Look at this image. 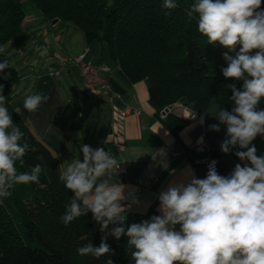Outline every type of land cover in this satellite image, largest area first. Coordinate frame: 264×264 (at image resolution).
<instances>
[{
  "label": "clouds",
  "instance_id": "clouds-1",
  "mask_svg": "<svg viewBox=\"0 0 264 264\" xmlns=\"http://www.w3.org/2000/svg\"><path fill=\"white\" fill-rule=\"evenodd\" d=\"M262 3L264 0H195L187 12L190 18L195 14L198 31L209 44L218 43L232 52L241 45L235 57L224 53L228 66L222 73L226 79L242 81V88L226 85L232 92V110L219 109L214 115L219 124L210 125V129L218 132L220 125H225L221 150L227 154L234 148L246 149L235 155L251 166L237 164L230 175L222 176L213 162L206 178L193 176L186 184L173 183L161 191L160 215L125 228L132 204L126 203L130 198L125 195L126 186L114 180L120 166L116 156L101 147L82 145V159H74L59 175L73 193L60 220L68 226L90 212L106 235L99 247L89 242L77 249L78 255L97 259L110 255L106 239L112 235L116 239L127 236V247L134 249V264H264V156H257L252 145L257 135L264 136V110H257L264 98ZM177 6L176 0H163L165 9ZM253 50L255 54H250ZM9 67L7 59L0 61V73ZM2 90L0 85V93ZM48 99L34 93L25 98L23 107L34 113ZM5 101L0 94V198L9 197L16 185L39 184L44 172L40 164L30 172H18L16 162L23 165L28 146L20 144L24 134L14 126ZM109 225L119 226L106 232ZM105 264L113 261L108 259Z\"/></svg>",
  "mask_w": 264,
  "mask_h": 264
},
{
  "label": "trees",
  "instance_id": "trees-1",
  "mask_svg": "<svg viewBox=\"0 0 264 264\" xmlns=\"http://www.w3.org/2000/svg\"><path fill=\"white\" fill-rule=\"evenodd\" d=\"M176 3L175 9H165L163 0H0V48L20 32L26 16L24 5H33L46 21L57 18L78 27L88 44L99 42L129 82L145 81L157 112L180 103L203 114L211 102L216 113L221 108L231 111L232 92L226 85L234 83L240 89L243 82L223 76L222 69L228 66L224 53L235 57L240 47L232 52L218 43L209 44L198 31L195 14L193 18L187 15L195 1ZM4 59L10 63L5 51L0 52V61ZM17 78L11 64L0 73V94L6 97L14 126L24 134L20 144L28 146L23 165L17 161L15 166L18 172H30L40 164L44 172L39 184L16 185L9 197L0 198V264H105L108 259L125 264L127 236L116 239L107 235L110 255L99 259L78 255L77 249L89 242L99 247L106 233L100 231L90 212L68 226L61 222L73 194L59 180L56 158L11 103ZM257 110H264V98ZM162 122L175 135L188 124L175 112ZM132 223L136 222L127 218L124 227ZM116 226L109 225L106 232Z\"/></svg>",
  "mask_w": 264,
  "mask_h": 264
},
{
  "label": "crops",
  "instance_id": "crops-1",
  "mask_svg": "<svg viewBox=\"0 0 264 264\" xmlns=\"http://www.w3.org/2000/svg\"><path fill=\"white\" fill-rule=\"evenodd\" d=\"M35 22L53 25L33 9L26 13L18 34H24L27 26L31 30L32 26L35 27ZM59 22L58 20L56 23ZM16 36L6 46L19 42L20 39H15ZM25 36L23 35L24 38ZM55 38L60 42V37L56 35ZM95 42L92 45V42L88 44L85 40V46L71 52L74 58L88 51L87 58L94 64L103 63L110 68L107 76L111 89L109 95L98 93L91 98L84 96L82 77L72 62H64L57 54L40 58L42 52L33 47H4L7 54L11 50L18 53L21 61L23 57L25 59L24 49L37 58L32 61L33 67L28 72L19 71V83L16 86H21V96L15 109H20L18 113L24 123L56 158L60 172L74 159H82V145L110 150L120 164L114 180L126 186L125 195L130 197L126 203L132 204L126 213L127 218L141 223L161 214L159 194L170 184H186L193 176L197 179L206 178L204 166L197 162L204 155L186 146L189 139L183 130L175 135L159 120L157 108L149 99L146 82H129L109 59L105 48ZM50 57L58 63H51ZM21 63L26 65L25 60ZM63 67L67 71V77L64 85H59L55 69ZM16 86L12 90H16ZM34 93L47 95L49 99L36 112L29 113L23 104L25 98ZM11 103L13 105L12 100ZM125 108L130 112L118 123L113 121L114 111ZM133 110H138L139 113L135 114ZM205 112L208 114L204 115ZM205 112L202 114L205 132L220 161L218 174L230 175L237 164L251 166L250 162L241 161L235 155L236 151L246 149L234 148L227 154L221 150V144L226 139V126L220 125L218 132L210 129V125L219 124L214 116L215 103L211 102ZM252 145L256 147L257 156H264V136L257 135ZM132 200L137 202L132 203ZM176 230H179V225ZM133 250L128 248L125 264H134L131 259Z\"/></svg>",
  "mask_w": 264,
  "mask_h": 264
},
{
  "label": "rangeland",
  "instance_id": "rangeland-1",
  "mask_svg": "<svg viewBox=\"0 0 264 264\" xmlns=\"http://www.w3.org/2000/svg\"><path fill=\"white\" fill-rule=\"evenodd\" d=\"M25 5H24V9L26 13L31 12L33 11V9H35L33 8V5L31 6L28 4H25ZM35 11L37 10L35 9ZM37 22L33 23L35 27L32 26L31 30H29V27L27 26L25 28L26 32H24V34L21 35L20 33L16 36L15 39L17 40L20 39L19 42L15 41V43H13L12 46H6V47H33V49H36L42 52L40 53V58L41 57L44 58V56H50L51 54H54L53 56H56L57 54L59 58H62L64 60V62L66 61L68 63H71V62L73 63L72 61L73 57H72L71 52L75 51L78 47L85 46L83 32L74 25L66 24L62 22L55 23L53 25H50L48 23L44 24V22L42 23H37ZM23 35H26L25 36L26 38H24ZM56 35L61 38L60 42L56 41V38H55ZM95 43L96 42L93 41L92 45H95ZM237 47H241V45H237ZM47 51L49 53H47ZM104 51H106V49H104ZM11 52L13 53L14 51L11 50ZM11 52H10L11 55L8 53V55L10 56V64L13 70L15 71V73L17 74V76L19 75V71L20 73L28 72L27 70L33 67L32 61H35V59H37L35 55L34 56L30 55V52L24 49L23 52H25V55H24L25 59L23 57L22 61L24 60L26 61V65H25L24 63H21L22 62L21 57L18 56V53L14 52L12 56ZM49 59L51 63H56V64L58 63L55 59L51 57ZM55 73H56L55 78L57 79L58 84L64 85V80L67 77L66 69L64 67L56 68ZM18 81L19 79L17 78L13 82L12 89L13 87L16 86L17 83H19ZM16 88H17L16 90L12 91V95L10 98L13 102L14 108L17 107L19 97L21 96V94L19 93L21 86L18 85L16 86ZM175 114L180 116V109H176ZM26 190L28 193V189Z\"/></svg>",
  "mask_w": 264,
  "mask_h": 264
},
{
  "label": "built area",
  "instance_id": "built-area-1",
  "mask_svg": "<svg viewBox=\"0 0 264 264\" xmlns=\"http://www.w3.org/2000/svg\"><path fill=\"white\" fill-rule=\"evenodd\" d=\"M87 54L88 51H85L72 59L82 77L83 94L87 98H91L98 93L108 96L111 91L107 81L110 68L103 63L94 64L92 60L87 58ZM176 109H180V116L188 121L187 126L183 129L189 139V143H187L186 146L204 155L197 162L204 166L207 173L209 171V166L212 165L213 162H215L214 166L216 171H218L220 161L218 156L214 154V149L207 138L204 123H199V118L202 115L201 113L193 112L180 103H173L158 111L159 120H164L168 113L175 112ZM129 112L130 110L128 108L114 111L115 116H113V121L118 123V121L124 118ZM133 112L135 114L139 113L138 110H133ZM193 114L196 116L195 119L186 118Z\"/></svg>",
  "mask_w": 264,
  "mask_h": 264
},
{
  "label": "water",
  "instance_id": "water-1",
  "mask_svg": "<svg viewBox=\"0 0 264 264\" xmlns=\"http://www.w3.org/2000/svg\"><path fill=\"white\" fill-rule=\"evenodd\" d=\"M57 21H58V19L55 18V19H53V20L51 21V24H55Z\"/></svg>",
  "mask_w": 264,
  "mask_h": 264
}]
</instances>
